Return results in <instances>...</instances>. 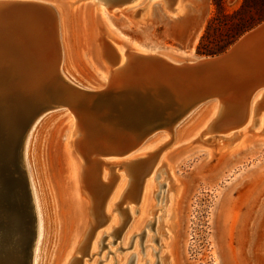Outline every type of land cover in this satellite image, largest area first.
Returning a JSON list of instances; mask_svg holds the SVG:
<instances>
[{
  "label": "rangeland",
  "instance_id": "1",
  "mask_svg": "<svg viewBox=\"0 0 264 264\" xmlns=\"http://www.w3.org/2000/svg\"><path fill=\"white\" fill-rule=\"evenodd\" d=\"M50 1L52 2V7L56 8L58 6L65 16L68 50L79 75L73 77L66 75L68 79L59 75L60 78L63 77L67 82L71 80L70 82L80 86L77 88L81 90H86L84 89L86 86L91 89L100 87L103 82L97 67H101L103 63L99 55L96 39L98 29L104 24L101 12L104 9L111 11L112 9L108 6L113 1L82 0L77 3L81 5L72 12L69 11L70 8L65 3V0ZM246 1L248 9L251 11V17L256 20L254 22L260 19L257 23L253 22L254 25L246 31L248 32L264 22V0H222V5L225 11L233 13L242 8ZM130 6L131 4L115 7L113 10ZM217 10L218 5L214 0H198L191 10L193 12H190L186 18H181L179 21L174 20V22L160 17L159 21L156 20L151 25L144 27H139L133 22V18L128 13L115 11L113 19L114 32L118 35V30L122 35L129 38V41L126 42L127 48L131 49L132 40H137L151 48H156L157 53L173 62H194L204 56L221 54L234 44L232 43L225 51L218 54L207 55L198 52V47L205 34L207 25L217 13ZM10 36L14 35L10 34ZM259 38L256 37L252 41L253 43L251 42L248 45L251 51L260 47V44L264 42V35ZM252 46L253 48H251ZM250 58L252 59L250 67H253L254 70V67H256L261 71L262 62L260 55H250ZM135 68V77L141 76L143 72L145 74L148 71L156 72L160 69L157 65L149 64L147 66L141 62L136 63ZM40 69L42 68L40 67ZM42 70L43 72H48L46 67ZM22 71L21 77L24 79V84H26L29 71L27 68ZM120 71L121 69L112 72L113 77L117 79L112 82L110 89L108 87L106 91L111 90L114 86L117 87ZM36 72L38 71L34 73ZM24 75H26V80ZM133 81L136 82H132V84L140 83V80L137 79H133ZM39 82L42 83V80L40 79ZM39 82L36 86L37 89L40 86ZM179 84L181 85V83ZM230 84V88L232 87L231 92H233L232 97L239 98V102L230 103L232 107H241L242 102L248 99L251 89L253 90L255 86L251 85L243 90L240 83L231 82ZM121 86L122 88L130 89L127 85L125 87V85L120 84ZM36 87L29 88L28 86V89L35 91ZM175 87L177 88L178 85L174 86V89ZM248 89L249 93L247 92ZM21 90L23 88H20ZM1 92L2 90L0 89V99L4 95ZM243 92L244 94L246 92V96ZM50 93L52 94L53 91L50 90ZM206 93L208 91H205L204 96L199 99L209 96L208 94L205 95ZM160 96L161 99H166V102L171 98L170 95H167L168 98L162 94ZM58 101L57 97L47 102L45 101L46 103H52L53 107H49L31 122L30 119L28 125L21 127L22 132L24 127H26V130L19 140V149H16L14 163L19 167V175L26 187L25 196L30 215L33 216L37 209L38 214H40L41 211L38 204L40 188L45 190L50 203L52 202V188L56 191V179L50 167L49 158V153L53 150L52 143L55 142V156L58 158V185L61 190H65L64 196L73 198L75 203L70 210L69 223L63 224L61 222L59 238L58 231L52 227L53 235L48 237L49 244L45 245L42 254L41 249L45 239V230L39 227L41 222L37 218L32 222V237L26 250L28 253L26 257L28 262L26 264L46 263L52 253H54V264H167L162 254L161 242L166 237V233H168L165 226V210L169 201L168 185L170 187L173 184L172 172L167 167L155 171L154 174H151L152 176L149 174V170L147 172L138 171V165L146 162L144 161L145 157H147L146 155L151 154L156 149V146L154 145L150 149L137 150V152L135 150L128 151L123 155L101 154L97 156V164L103 161L106 165H111L110 169H106L108 182L113 181L117 177L125 180L121 193L114 201L115 206L113 204L107 209V214L99 215L95 210V194L87 191L83 185L85 184V170L88 166L87 158L83 157V152L87 150L84 141L86 136L82 134L80 129V118L83 115L74 111L70 103L64 104ZM58 104L62 106H58ZM195 107L196 105L193 106V108ZM193 108H182L179 105L176 111H190ZM119 109L122 110L120 107ZM119 112H121V115ZM166 112L170 113L172 111ZM93 113L96 114L94 111ZM161 113V117L166 116L164 111ZM200 113V117L196 121L190 122L185 128V134L192 133L194 139L188 143L181 144L172 152L174 155L173 160L176 159L174 161L176 163L174 173L178 179V184L182 188L176 203L177 220L173 219L177 224V233L171 242L172 253L177 264H264V127L261 129L257 125L260 112H255L254 118L256 119L253 120L254 122L252 121L253 123L247 124L246 127L243 126L244 129H231V131H220L213 128L209 130L206 129L207 125L204 129H201V122L207 120L206 117H209V108L205 111H200ZM34 114L35 111L33 112ZM93 115H90V118L85 116V118L95 119L97 122L100 121V125L104 126V128H120L117 120L118 117L121 119L122 111H111L102 116ZM160 122L162 123V120ZM72 125L75 126V133L69 136L66 133L67 128ZM163 125L165 126V124ZM177 126L178 123H175L174 128ZM160 127H157L158 129L155 127L153 130L152 128L149 129L151 131L146 134L147 137L145 138L148 140L149 138H157L165 132L168 133V131H165L166 129ZM86 129L90 130L88 126ZM122 130L126 131L128 129L122 128ZM207 130L209 131L207 132ZM243 132L245 133L246 142L242 147L240 146L242 149L231 150L232 144L238 142L237 140L243 135ZM168 135L167 141L162 140L158 143L157 146L159 147H157L158 150H155L156 152L170 146L169 143L173 142L174 135L169 133ZM115 136L117 139L114 140L115 137L113 135V138L110 139L112 141L111 144H106L105 142V144L102 143V146L107 149L117 148L118 142L126 135H119V138L118 135ZM43 139L46 141V162L49 164H47V168L51 177L48 182L43 176L44 180L42 183L35 175L36 173L38 174L35 148L38 144L40 149L38 154L42 160ZM70 140L74 141L73 145H75V142L80 143L81 148H79L83 151H78L75 148L81 161L80 171L77 175L70 171L68 167L69 159L66 144ZM44 141L43 144H45ZM198 141L205 144L212 141L213 145L208 146L209 148L211 147L210 149L204 146L202 149L199 148L201 150H198L194 147V145L199 144ZM27 142L30 143L26 146ZM222 146L224 147L222 148ZM75 149L73 150L75 151ZM116 162H120V164H116ZM81 171H83L82 175ZM150 176L154 177L151 178ZM101 178L107 182V179L104 180L102 176ZM148 178L150 179V185L148 186L149 199L142 204L143 187L147 184ZM33 189L36 200H34ZM130 193L134 194L132 198L129 195ZM126 194H128V197ZM0 208L3 212L2 208L4 207ZM48 210H50L48 215L52 220V209ZM88 221L91 222L88 224ZM54 242L57 243L54 244ZM29 247L30 251H28Z\"/></svg>",
  "mask_w": 264,
  "mask_h": 264
},
{
  "label": "bare ground",
  "instance_id": "2",
  "mask_svg": "<svg viewBox=\"0 0 264 264\" xmlns=\"http://www.w3.org/2000/svg\"><path fill=\"white\" fill-rule=\"evenodd\" d=\"M80 1L82 0H65V3L69 6L70 8L69 11L72 12L73 10H75L81 5V4H77ZM112 1L113 3H111L108 6L112 10L108 11L104 9L101 12V16L103 18L104 24L101 25V27L98 29V36L96 39L97 44H98L99 55L103 63L101 67H97L98 68L97 70L99 72V75L101 76V81L103 83L100 87L96 89L95 88L91 89L88 86H86L84 87V89L86 90H82V91L90 92L93 94L101 92V91L106 92V89L108 87L110 89L112 82L117 79L113 77L112 72L121 69L120 74L118 76L119 83L117 87L114 86V88H116V91H122V90L128 91L130 89L135 88V89H140V90L144 89V90H147V92L153 91L154 93L156 92L154 90H156L158 85H160L161 87H165L167 91L166 93L163 92L164 94L170 95V97L176 96L175 98L177 99V101H179L180 107L182 108L186 107L189 109L193 108L194 105H196V107L190 111H172L170 113H167L164 111V113L166 114L165 117H161L162 115L161 111L159 112L156 111L154 114L156 118L155 119L153 118L154 120L152 121L151 120L140 121L138 120L139 117L135 118L137 119L136 121L134 120V118L127 117L124 119L123 117H121V119H119L118 117L117 122L120 128H117V129H114V127L104 128V126L100 125L99 123L100 121L97 122L95 121V119H88V118H85V116H81L80 129L82 131V134L86 136L84 141H85L87 150L83 152L82 150H80L81 148V146L79 145L80 143L78 144V142L77 143L75 142V145H73L74 141L72 142V140H70V142H68L69 144L68 143L66 144L67 156L69 159L68 167L70 171L74 172V174L76 175L79 174L81 161L77 155L78 153L76 152L75 148H77L78 151L79 150L82 151L84 153V155L82 153L83 157L87 158V161H88V166L85 170V180H84L85 184L83 185L87 191L95 194L94 200L96 202V207H95L96 213L99 215H105V213L107 214L106 210L109 209L114 204V201H116V198L121 193L125 180H123L124 178L117 177L113 181L108 182L109 179L106 178L107 176L106 169L107 168L110 169L111 165H106L103 161L100 162V164H97V160H98L97 156L101 154L123 155L127 153L128 151L131 152L135 150V152H137V150L138 151L144 150L145 148L150 149V147H153L154 145L156 146L155 150H158L157 149V147H159L157 146L158 143L161 142L162 140L167 141L168 136H169L168 133L173 134L174 135L173 142L172 143H169L170 141L168 142L170 146L165 147L163 149L159 148L160 149L159 152H156L154 150L153 152H151V154L150 153L147 154L146 155L147 157H145V159L147 160L144 159V161L146 162L143 161L144 163H140L138 165L139 167L138 171L147 172L149 170L148 172L151 175V174H154L155 171L161 170L162 168L167 167L172 172V183L173 184L170 187L168 185L169 201H168V204L165 210V215H166L165 216L166 217L165 226L167 227L168 233H166V237L162 239L161 247H162V254L164 256V260L166 261V263L167 264H177L175 256L171 250V242L174 239V235H176L177 233V230H176L177 224L176 222H174L173 219H175V221L177 220L176 203H177V199L179 198L178 196L180 195V191L182 188H181V185L178 184V179L174 173L176 169V163L174 161L176 159L173 160L174 155L172 154V152L177 147H179L181 144L188 143L194 139V137L192 136V133L188 135L185 134V131H186L185 128L190 124V122H194L198 119V117H200L199 116L200 111H205L207 108H209V113H208L209 117H206L207 120H204L203 122H201V129H204L206 125H207L206 129H209V130L210 128L211 129L213 128L214 130H220V131H226V130L231 131V129L235 130L238 128L242 129L243 126L246 127L247 124L251 123L253 120L256 119L254 118L256 111H258V113L260 112V115L258 114L260 117L258 119L257 125L261 129L264 127V72H263L264 71V68H263L264 67L263 66L264 65V42L262 40L263 43L260 44V47H258L257 49H254L253 51L250 50L249 48L250 46L248 47V45L251 44V42L256 37L259 38L260 36L264 35V28L262 30H255V31L248 33L246 37L241 40L239 55L232 57L231 58L232 60H230L228 64L224 65V67L222 68V76L220 75L215 76L216 78L214 79L211 78L210 76L209 77L205 76L202 79L194 80V78L191 77V75L188 76L189 75L188 71H181L178 67H180L181 65H186V66L191 65L200 59H205V57H201L194 62L176 63V62L169 60L165 56L157 53L156 48H151L148 45L140 41H137V40H132L131 49L127 48L126 42L129 41V38L125 35H122V33L118 30H117L118 35L115 34L113 19L115 17V14H114L115 11H120V12L128 13L131 16V18H133V22H135L139 27L149 26L152 23H154L156 20L159 21L160 17L166 18L169 21H174V20L179 21L181 20V18L184 19L188 16V14L191 12L192 8L195 6V3L198 0H148V1L147 0H112ZM15 2L17 4H20L18 6H23V7H20L23 9V11L21 12L22 16H16L9 10L5 11L3 9H0V33L4 32L3 35L5 38L9 37L10 39L14 40L16 42V45H15L16 50L22 53L21 54L22 59H17V67L15 71L12 70L8 75H3L4 78L0 77V89L4 93L3 97L0 99V152L3 149L2 148L3 144H5L6 140L9 137H11L13 139V140L10 139L12 141L10 142L11 144L10 146L12 148H10V151L7 153L5 158L8 164L10 165L12 175H14V178L17 180V185L15 188L13 187L14 191L13 189L12 191H10L9 190L10 187L8 185H4V188L0 186V191L3 193H7L6 196H9V197L11 196L14 199V201L24 200L27 205L28 213L24 212L26 214L24 217L20 213H15V214L12 213L13 216L12 214H8V216L11 219H17L19 222L15 228H12L13 232L15 231L14 233L17 234L19 237L18 243H16L19 258L15 257L14 259L12 258V260H9L6 263H0V264H24L22 260L20 261V257H22V255L25 252L27 253L26 250L29 245V241L32 237V233H31L32 222H34L36 218L38 221L41 222V225L39 224V227L45 230V235H44L45 239L42 243V249H41V254H42L44 252L45 245L47 243L49 244L48 237L53 235L52 227H54V230L58 231V238H59V229L61 226V222L63 224L69 223V219L71 217V216L69 217V215L71 214L70 210L71 208H73V205L75 203V200L73 198H67L64 196L63 193L65 192V190L64 189L61 190L60 186L58 185V158L57 156H55L56 155L55 154L56 151L54 150L55 142L52 143L53 150L49 153L50 154L49 158L51 162L50 167L56 179V191L52 188V185H51V188H52L51 201L52 202L50 203L48 202L45 190L43 188H40L39 190L40 199L38 202L40 211H41L40 214H38V209H37L36 211L37 214L33 213V216L30 215L28 202L25 196L26 187H25L24 181L19 180L22 178L19 175L20 174L19 167L16 166L14 163V159L16 156L14 154V151L16 153V149H17L15 147L16 144L14 143V141L20 140V138L24 134L23 133L24 131L22 132L21 127L26 126L30 123L29 122V120L31 119L30 116L33 115V112H34L32 111V109L34 108L35 105L39 103H43L45 101L47 102L48 100H51L54 97H57L59 100L58 102L60 103L65 104L68 101L66 94L61 95L59 92H55L54 89L52 90L53 91L52 94L50 93V90H51L50 89L48 91L49 94H44V96L41 93H36V89H37L36 86L39 81L33 78V76L39 78L38 74H41V71H38L36 73L33 72L31 74V72L33 71L32 65L35 66V64H38V66L41 67L42 69L46 67L48 70L47 73H49L50 69L52 70L55 69L57 74L59 73V75L63 76L64 78H67L66 75H69L70 77H73L75 75L79 76V75L77 74L78 72L76 70L74 62L71 59V55L68 50V42H67L68 39H67V31H66L67 22H66L65 16L62 13L61 9L55 4L54 5L57 7L53 8L52 2L50 0H18ZM10 3H13V2H10V1L3 2L0 4V8H5V7L8 8ZM130 4H131L130 7L113 10L115 7L116 8L123 7V6L130 5ZM75 5L76 7L73 8ZM23 15H26V17H24ZM27 17L32 19L33 26L37 30H39L37 31L33 28L29 29L32 35L36 36L39 39L40 32L44 31L48 38L47 40L49 44V45H42L40 43H36L32 50V54H31V57L33 55L32 59L26 56L28 54L27 48L22 44L23 38H21L22 37L21 31L24 32L23 26H24V23ZM50 24L52 25V27L48 29L47 31H45L44 29L48 27V25ZM10 34L14 36L11 37ZM25 36L27 37V34H25ZM251 48H253V46ZM23 54H25L26 57H24ZM250 55H253V56L260 55V59L262 62L261 71L257 69L256 67H254L255 70L253 69V67H250L251 61H252V59L250 58ZM33 60L34 62H32ZM139 62L146 64L147 66L149 64L150 65L154 64V65L159 66L160 69L157 70L156 72L148 71L145 74L143 71H141L143 72L141 76L135 77V71H136L135 65L136 63H139ZM24 68L25 69L27 68L29 71V76H27L26 84H24V79H22L21 77V73L23 72L22 70ZM127 73L129 74L126 75ZM177 75L179 76L177 77ZM25 77L26 75H24V78ZM229 77L233 79H230ZM64 78L63 80L67 83L69 87H71V89H74V88L76 89L77 87H80L76 85L75 83H71L70 82L71 80L67 82ZM133 79L140 80V83L132 84V82H136V81H133ZM248 81H251V82H248ZM9 82L11 83L8 85ZM231 82L240 83L242 85L243 90H245L246 87L248 86H251V85L255 86L253 90L251 89L248 99L247 97H245L247 100L245 102L243 101L244 103L242 102L241 107L240 106L232 107L230 103V102L232 103L239 102L238 97H235V96L232 97L233 95V92H231L232 87L230 88ZM179 83H181V85ZM120 84L125 85V87L127 85L130 87V89L122 88V86L120 87ZM172 84H175V85L172 86ZM177 85L178 87L177 88L175 87L174 89V86H177ZM28 86L29 88L36 87L35 91L33 89H28ZM20 88L21 89L23 88L24 91L21 90L23 91L21 92ZM77 89L81 90L80 88H77ZM31 90L32 92L29 95H27L28 91H31ZM205 91H208V93H206L205 95L208 94L209 96H207L206 98L199 99L201 96L202 97L204 96L203 94L205 93ZM247 92L249 93V89ZM58 94L61 96L60 98ZM159 94L160 93H158V95ZM188 96L191 102L184 101V99H186ZM159 97L161 98V96ZM183 101L185 102V104H182ZM113 111L114 110H112V112ZM94 112L98 114V116H102V115H105V113L106 114L110 113L111 111H94ZM122 114L124 115V112H122ZM160 119L162 120V123L159 121ZM141 122L142 123L144 122V124L140 126ZM175 123H178V126L174 128ZM162 124H165V126L164 125L162 126ZM87 126L90 128V130L86 129ZM159 126L166 129L165 131H168V133L165 132L164 134L160 135L157 138H152V139L149 138L147 140L145 138L147 136L144 133V130H147V129L149 130L151 128L153 130L155 127L157 128ZM122 128L128 129V130L125 131V130H122ZM209 130H207V132ZM66 133L69 136L73 135L75 133V126L72 125L71 127H68ZM246 133L248 134V132ZM113 135L115 137L114 140L117 139L115 135H118V138H119V135H122V136L126 135V136H124L123 139L120 142H118V144L116 145L117 148H112V149L111 148L107 149L106 147L104 148L102 146L103 145L102 143L105 144L106 142V144L107 143L111 144L112 141L110 139L113 138ZM29 137L31 138V136ZM43 141H42V149H43L42 160H41L40 155L38 154L40 151L38 144L36 145L37 147L35 148V151H36L35 156H36L37 163H38V170H37L38 174L36 173L35 175L39 179V181L42 183L44 180L43 176L48 182L51 177L49 176L48 168H47L48 163L46 162V141H44L45 144H43ZM237 141L238 142L232 144L231 150L233 151L239 150L242 147V145L246 142L244 132H243V135ZM198 142L199 144L195 143L196 145H194V147L198 150H201L204 146H207L206 148L210 149L211 147L209 148L208 146L213 145L212 141L208 144H205L204 142L200 143V141ZM27 143H26V146L29 145L30 142L28 144ZM223 147L224 146H222V148ZM73 149H75V151ZM117 163L120 164V162H116V164ZM120 167H124V166H120ZM82 173L83 171H81V175ZM116 173L118 174V172ZM101 176L104 178V180L107 179V182L103 181ZM149 180L150 179L148 178V182L145 181L147 182V184L143 187L144 192H142L143 193L142 200H141L142 204L145 200L149 199V192H148V188H149L148 186L150 185ZM141 189H142V186H141ZM32 192L35 198L34 200H36L34 189L32 190ZM129 195L131 196V198L132 196H134V194H131V193ZM126 196L128 197V194H126ZM48 209H52V215H53V217H51L52 220L50 219L48 215L50 211ZM88 215L90 216L89 213ZM112 218H113V215H112ZM90 222L88 221V224ZM55 243L57 242H54V244ZM11 246L12 245L10 244L6 246L7 248L5 250L8 253L13 251V250H9ZM53 261H54V253L51 254L49 261H47L46 263H42V264H54Z\"/></svg>",
  "mask_w": 264,
  "mask_h": 264
},
{
  "label": "water",
  "instance_id": "3",
  "mask_svg": "<svg viewBox=\"0 0 264 264\" xmlns=\"http://www.w3.org/2000/svg\"><path fill=\"white\" fill-rule=\"evenodd\" d=\"M13 2L10 3L8 8H0L5 11H11L16 16H22L21 12L23 11V6H18L20 4H17L15 1L18 0H0V4L3 2ZM27 4V3H25ZM29 4V3H28ZM26 17V15H23ZM52 25H48L44 30L47 31L50 29ZM35 29L37 30L32 23V19L27 17L23 26V31H21L22 44L27 48V57L32 59L31 54L32 50L36 43H40L42 45H49L48 44V38L46 36V33L44 31H41L39 34V39L36 36H33L29 29ZM264 28V22L259 24L257 27L253 28L252 30L246 32L243 34L234 44L228 48L225 52L213 55V56H204L205 59H200L196 61L195 63L191 65H181L178 67L181 71H188L189 75L194 78V80H199L204 78L205 76L216 78L215 76H222V68L224 65L228 64L230 60H232V57L239 55L240 50V42L243 38L246 37V35L252 31L255 30H262ZM39 31V30H37ZM3 32L0 33V77H3V75H8L12 70L15 71L17 67V59L21 58V52L16 50V42L9 37L5 38L2 35ZM27 34V37L25 36ZM25 36V37H24ZM13 41V42H12ZM24 57L25 54H23ZM238 59V58H237ZM240 59V57H239ZM34 62V60L32 61ZM32 72L35 71H41V74H39V78L34 77L39 81V79L42 80V83L39 82L40 86L38 89H36V93H41L43 96L44 94H49V90H55V92H59L61 95L67 96L68 101L66 103H70L72 105V109L76 111L77 113L83 115V116H90L93 115V111H122L124 112V115L122 116L124 119L134 118L136 121H149L154 120L156 116L154 115L156 111H176V108L180 105L179 101L177 102V99L175 97H171L170 100L161 99L159 96L162 94L165 97L168 98V96L164 93H166L165 87H161L158 85L156 88V92H147V90H140V89H130L128 91H116V89L112 88L109 91H106V93L98 92V93H90L86 91H82L79 89H71L67 85V83L60 78L59 73L57 74L55 69H50L49 73L42 72L38 64H35V66L32 65ZM178 71V70H177ZM179 75H177L178 77ZM7 77V76H6ZM5 77V78H6ZM31 91H28L29 95ZM164 92V93H163ZM35 93V94H36ZM158 93H160L158 95ZM59 98L61 97L58 94ZM93 97V98H92ZM191 97V96H190ZM192 98V97H191ZM62 100V98H61ZM91 100V101H90ZM185 102H191L189 96L184 99ZM183 101L182 104H185ZM53 102V101H51ZM50 103V102H49ZM40 103L34 106L32 111H35L34 115H31L30 122L35 119L40 113L48 109L49 107H53L52 103ZM121 107H120V106ZM58 106H62L61 104H58ZM119 107L122 109L120 110ZM121 115V112H119ZM161 114V113H160ZM158 117V116H157ZM154 118V119H153ZM161 121V120H159ZM23 123V121H22ZM137 124V123H136ZM144 124V122L140 124V126ZM139 126V125H138ZM26 130V127H24V130ZM151 130H144L145 134H148ZM24 133V132H23ZM9 137L5 144L2 146V151L0 152V186L8 185L10 188L9 190L14 191V188L17 185V180L14 178V175L11 173L10 165L8 164L6 160V155L10 151V148H12L10 145V142H12ZM13 140V139H12ZM16 144V148L19 147V140L14 141ZM19 149V148H18ZM15 154V151H14ZM23 181L22 179H19ZM14 187V188H13ZM7 193H3L0 191V207H4L3 212L0 208V263H6L9 260L14 259L15 257L19 258L18 250L16 243H18L19 237L17 234L13 232L12 228H15L17 224L19 223L17 219H11L8 214H15L20 213L23 215V217L26 215L24 212L28 213L27 205L24 200L14 201V199L10 196H6ZM14 195V194H13ZM12 195V196H13ZM10 244L12 245L9 250H13L12 252H7L5 249L6 246ZM31 247V246H30ZM30 247L28 251H30ZM11 254V255H10ZM27 253L25 252L22 257H20V261L22 260L24 264L28 262V259L26 258Z\"/></svg>",
  "mask_w": 264,
  "mask_h": 264
},
{
  "label": "trees",
  "instance_id": "4",
  "mask_svg": "<svg viewBox=\"0 0 264 264\" xmlns=\"http://www.w3.org/2000/svg\"><path fill=\"white\" fill-rule=\"evenodd\" d=\"M214 1L218 5V10L210 19L205 34L201 39L198 47V52L201 54L213 55L225 51L244 32L253 27V22L256 21L251 17L247 1L242 8L233 13L225 11L222 0Z\"/></svg>",
  "mask_w": 264,
  "mask_h": 264
},
{
  "label": "crops",
  "instance_id": "5",
  "mask_svg": "<svg viewBox=\"0 0 264 264\" xmlns=\"http://www.w3.org/2000/svg\"><path fill=\"white\" fill-rule=\"evenodd\" d=\"M192 12H193V11H192ZM192 12H191V13H192Z\"/></svg>",
  "mask_w": 264,
  "mask_h": 264
}]
</instances>
